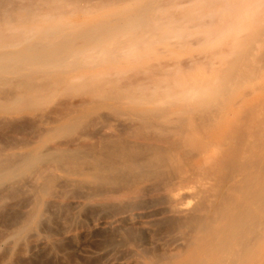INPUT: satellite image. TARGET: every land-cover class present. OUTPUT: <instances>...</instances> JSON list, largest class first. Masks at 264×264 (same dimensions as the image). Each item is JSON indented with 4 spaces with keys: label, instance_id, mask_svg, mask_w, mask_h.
<instances>
[{
    "label": "bare ground",
    "instance_id": "bare-ground-1",
    "mask_svg": "<svg viewBox=\"0 0 264 264\" xmlns=\"http://www.w3.org/2000/svg\"><path fill=\"white\" fill-rule=\"evenodd\" d=\"M263 16L264 0H0V117L39 123L0 148V188L43 179L35 208L55 182L91 184L123 208L98 223L113 231L165 181V218L190 236L168 264H264V110L238 94L258 79ZM191 43L203 57L159 63ZM65 94L67 112L49 107ZM125 250L83 251L124 264Z\"/></svg>",
    "mask_w": 264,
    "mask_h": 264
},
{
    "label": "rangeland",
    "instance_id": "rangeland-1",
    "mask_svg": "<svg viewBox=\"0 0 264 264\" xmlns=\"http://www.w3.org/2000/svg\"><path fill=\"white\" fill-rule=\"evenodd\" d=\"M182 6L184 7V4L175 7L174 10H179ZM206 19L209 20L208 17ZM191 29L192 31L198 30L196 26ZM254 45L258 47L259 43L255 42ZM190 47L192 48L190 55L185 53L182 56L183 54L177 53L180 55L178 56L175 53L177 58L174 54V57L171 56L172 59L169 58L170 56L160 55L159 63L173 60V58L181 60L189 56L203 57L204 53L197 48L195 43H191ZM159 48H162L161 45ZM249 58L250 62L255 61V66L259 67L254 74L255 76L258 74V79L256 80V77L253 80L247 79V84L245 83V87L243 86L238 94L247 93L246 108L256 109L255 111L258 113L259 110H264V58L261 62L256 61L254 56ZM163 81L164 78L159 76V82ZM71 96L69 94L56 96L49 107L67 112L70 100H73V96ZM259 105H262V108ZM258 114L261 117L262 112L259 111ZM23 119L27 121L25 122ZM21 123L24 124L23 128ZM27 124L29 125L28 130L25 129ZM38 124L33 118L0 117V148L26 146L38 128ZM26 178L11 187L0 188V264H104V260L99 254L84 251H95L100 246L110 243L123 250L129 247L125 250V255H122L124 264H168L169 259L178 253H182L183 259L187 258L183 251L186 250L185 241L187 242V238H190V236H186L189 230L177 226L174 230L175 225L165 218L164 210L167 204L164 199L165 181H159V185L145 196L144 199L147 202L143 204L144 209H141L144 214L134 217L133 226L120 230L113 229V232L111 228H99L98 223L102 218L107 215L110 217L123 208L118 203H113L112 199L107 198L104 192L93 185L71 182L61 186L55 182L45 194L38 197L41 205L34 208L29 204L28 198L35 194L34 187L43 185L44 180L34 174L28 175ZM50 201H56V206L49 207L47 202ZM33 209L37 211L35 220L28 223L27 229L22 233L13 236L12 233L25 222L26 217ZM155 210L159 212V215L157 217L150 216V213L156 212ZM130 229L134 230L128 234ZM131 238H135L132 239L135 241L137 238L138 242L132 241L133 243H131ZM181 259L176 264H181Z\"/></svg>",
    "mask_w": 264,
    "mask_h": 264
}]
</instances>
